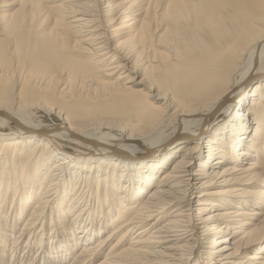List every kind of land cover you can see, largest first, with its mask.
<instances>
[{
	"label": "bare ground",
	"instance_id": "6f19581e",
	"mask_svg": "<svg viewBox=\"0 0 264 264\" xmlns=\"http://www.w3.org/2000/svg\"><path fill=\"white\" fill-rule=\"evenodd\" d=\"M257 162L264 0H0V264H264Z\"/></svg>",
	"mask_w": 264,
	"mask_h": 264
},
{
	"label": "rangeland",
	"instance_id": "374dc122",
	"mask_svg": "<svg viewBox=\"0 0 264 264\" xmlns=\"http://www.w3.org/2000/svg\"><path fill=\"white\" fill-rule=\"evenodd\" d=\"M42 1H45L46 2V0H42ZM262 144V143H261ZM257 165L260 167L259 169H257V172H262V167L264 166V162H257ZM246 167V165H244L243 166V168H245ZM9 203H10V201H9ZM8 203V204H9ZM10 206H8L7 208H6V211H8V208H9ZM260 212V215L259 216H257V217H254V220H253V222H252V224H258L259 222H261V221H264V211H259ZM3 219V218H2ZM68 219L69 218H67V219H65V220H63V223L64 224H66L67 223V221H68ZM60 220H58L57 221V225H59V222ZM96 221H100L99 220V218L98 217H96L95 218V222ZM48 223H49V218H47L46 220H45V226L47 227V235H48V233H49V228H48ZM11 224H14L15 225V229H19V227H18V223L17 222H15V220H12V219H9V222H8V225H9V228H10V226H11ZM0 226H1V224H0ZM39 226H40V224H39ZM39 226H35V228L31 231V235H30V237H32L33 239H37L38 240V238L41 236V235H39V236H34V233H36V231L39 229ZM7 233H6V236L8 235V233L9 232H11V231H6ZM3 234H5V232H0V238L3 236ZM6 236H5V238H6ZM27 236H29V235H25V236H23L22 238H21V242H20V244H19V246H18V248L20 249V251L22 252L23 251V248H24V243L25 242H27L28 240H27ZM131 238V237H130ZM130 238L127 240V243L129 242V240H130ZM71 239V238H70ZM70 239L69 240H67V239H65V240H63V242L64 243H66V242H68L67 243V245H69V246H72V245H74V242H71L70 241ZM236 239H234V241H235ZM9 242V241H8ZM38 243H34V242H32L30 245H28L27 246V248L29 249V252H27V256H30L31 257V260H30V264H32V262H33V260H36V261H38V257L36 256H34L35 255V246L37 245ZM47 249H48V245H47ZM79 249H80V247L78 246L71 254H70V256L62 263V264H69V263H71V260H72V258H73V256L75 255V253L76 252H78L79 251ZM8 248H4L3 249V252H5V253H8ZM240 258V257H239ZM47 259V261H48V258H46ZM241 260V258L240 259H238V261H240ZM29 261V260H28ZM264 261V260H263ZM17 264H22V261L21 262H19V263H17ZM33 264H36L35 262H33Z\"/></svg>",
	"mask_w": 264,
	"mask_h": 264
}]
</instances>
